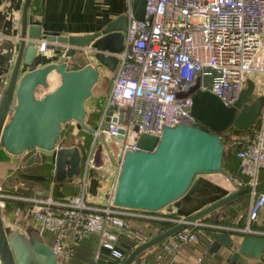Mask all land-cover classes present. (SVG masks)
<instances>
[{
  "label": "built area",
  "instance_id": "obj_1",
  "mask_svg": "<svg viewBox=\"0 0 264 264\" xmlns=\"http://www.w3.org/2000/svg\"><path fill=\"white\" fill-rule=\"evenodd\" d=\"M125 15L122 46L112 53L116 56L113 74L79 167L78 193L56 197L37 189L18 194L5 190L0 182L2 225L26 229L31 222L57 264H70L73 247L91 236L96 251L103 249L110 258L122 260L124 250L118 242L120 229L127 228L126 216L148 217L134 212L142 209L116 205L113 190L102 202L86 199V169L97 141L108 152V143L120 141L113 155L119 170L123 153L139 148L136 140L141 133L158 137L163 126L198 121L190 112L195 91H209L223 105H230L247 74L264 75V0H145L141 19L133 16L132 0H127ZM35 46L37 53L44 52L46 40L40 37ZM83 50L91 59L93 49L85 46ZM218 136L234 147L237 170L245 178L233 179L235 189L253 187L264 172V108L249 131ZM248 195L246 220L235 230L264 236V229L257 226L264 216V191L251 189ZM161 219L175 223L185 218ZM185 225L159 241L156 257L166 255L165 264H173L185 245L196 243L202 227L234 229L200 218ZM202 258L199 252L191 264H201Z\"/></svg>",
  "mask_w": 264,
  "mask_h": 264
},
{
  "label": "water",
  "instance_id": "obj_2",
  "mask_svg": "<svg viewBox=\"0 0 264 264\" xmlns=\"http://www.w3.org/2000/svg\"><path fill=\"white\" fill-rule=\"evenodd\" d=\"M29 1L23 0L21 6L17 52L0 94V147L13 155L35 148V153L30 154L24 164L39 162L38 152L52 155L55 178L71 177L79 172L80 156L74 145H57L59 128L73 120L91 131L84 122V102L99 75L98 68L92 64L83 47L92 48V58L113 70L116 56L112 53L121 49L126 15L116 16L95 32L60 34L41 30L38 24L26 22ZM144 2L132 0L134 17L142 18ZM41 36L46 40V49L62 47V59L19 74L20 64H29L38 54L35 41ZM51 70L59 75L58 84L36 96L37 87H47L46 75ZM249 89L241 88L230 105H223L209 91H195L191 95L190 112L197 122L163 126L158 137L141 133L136 140L139 148L123 153L112 194L113 202L120 206L155 210L184 193L196 173L220 171L223 142L218 134L229 130L236 132L256 118L258 101L249 100ZM107 120L105 117L104 124ZM118 131L120 137L121 129ZM263 186L264 179L253 187L244 185L236 188L138 243L120 264H130L138 252L179 230L185 223L226 204L241 193ZM226 210L236 213V207L232 205ZM7 237L0 219V257L3 264H57L51 248L40 237L27 234ZM220 244L232 249L230 262L240 256L257 259L264 251L263 236L243 234L233 242L228 234L217 231L208 250L213 251Z\"/></svg>",
  "mask_w": 264,
  "mask_h": 264
},
{
  "label": "crops",
  "instance_id": "obj_3",
  "mask_svg": "<svg viewBox=\"0 0 264 264\" xmlns=\"http://www.w3.org/2000/svg\"><path fill=\"white\" fill-rule=\"evenodd\" d=\"M30 1L26 9V22L38 24L41 30L56 31L60 34H83L98 31L116 16L125 14L127 8V0ZM22 3L23 0H0V94L6 85L17 52L18 40L20 38V11ZM36 4L39 5V8L35 11ZM61 48L60 46V48L46 49L44 52L38 53L29 64H20L19 74L31 68L42 66L47 62L60 61L62 59ZM90 61L98 68L99 75L97 79L98 84L95 88L92 87L90 96L84 102L86 110L84 122L86 125L93 127L98 117L96 118L92 115L95 111H98L99 116L113 70H109L98 64L93 58ZM259 76L264 83V75L259 74ZM105 77H108L109 81L106 87L101 84L102 79ZM46 81V88H36V96H40L44 92L53 89L59 82V75L51 70L46 75ZM262 90V95L264 96V84ZM87 115L91 116L86 123ZM67 128H70L69 134L74 136L79 129L73 120L61 124L59 130H66ZM87 134V143H84V137L81 135L74 140V143L69 144L76 146L78 149L80 168L83 162L84 152L88 148L91 139L90 131H87ZM57 145L69 146L58 143ZM39 155L41 157L39 162L24 164L27 156L18 159L15 155L7 153L0 147V157L2 158L0 160V182L3 188L18 194H31L39 189L43 194H51L56 197L78 193L80 172L71 177L56 179L54 176L53 159L50 161L45 157L47 155L44 153ZM91 156L94 162L91 163L90 161L86 169L85 176L87 181L85 197L89 202H102L106 195L114 190L118 174V165L113 158L112 152L105 151L99 141L94 144ZM46 163L51 164L49 170H45L43 166ZM234 189V180L222 171L196 173L184 193L177 198L155 210L146 211L142 209L134 211L148 215V217L139 215L126 216L127 228L120 229L121 236L118 243L125 253L127 249L133 248L138 243L155 235L159 227L156 221L163 220L161 218H185ZM261 190L264 191V188ZM238 200L228 205L235 206L236 213L231 212L233 215L229 217L227 214H223L218 221L211 222L225 224L234 228L221 230L228 234L233 242H236L241 236L235 228L242 226L246 220L247 206L242 211ZM220 210L218 209V211ZM237 221H242V224H238ZM259 221L260 223L257 226L264 229V216ZM211 231L214 233L213 235L208 236L204 231V233L200 234L199 240L196 243L185 245L178 252L173 264H191L193 256L199 252L203 254L201 264H215L212 263L214 257H219L222 260L224 253H227L229 259L232 252L231 248L220 244L215 250H208V244L215 238V232L219 230L212 229ZM157 251L158 244H153L138 252L135 256L137 258L131 261L130 264H165L167 262V256L162 255L156 257ZM99 252L100 254H98ZM262 253L258 259H260ZM96 255L97 259L100 260L97 264H118L121 262V260L117 261L110 258L103 249H98ZM97 259L94 264H96Z\"/></svg>",
  "mask_w": 264,
  "mask_h": 264
},
{
  "label": "trees",
  "instance_id": "obj_4",
  "mask_svg": "<svg viewBox=\"0 0 264 264\" xmlns=\"http://www.w3.org/2000/svg\"><path fill=\"white\" fill-rule=\"evenodd\" d=\"M30 2L31 1H29V4H30ZM38 8H39V5L36 4L35 5V11L38 10ZM90 116L89 115L86 116V120H85L86 123L88 122ZM92 116H94V117L97 118L98 117V111H95ZM256 123H257V117L254 119V121L250 125H248L247 127H244V128H240L236 132H233V133L242 134L243 132H247V131H249V129L251 128V126L252 125H256ZM76 125L79 128L76 133L83 131L84 132L83 133L84 143H87V141H88L87 130L83 129L77 123H76ZM69 130H70V128H67L66 130H63V129H60L59 130V142H60V144L69 145V144H72V143L75 142V141L73 142L74 135L69 134ZM76 133H75V135H76ZM224 134L227 136V132H224ZM222 142H223V153H222V159H221V164H220V171H222L223 173H225L231 179H236V178H240V177H242L243 179H245L242 175L239 174V172L237 170V158H236V156L234 154V147H230L228 145H225L223 140H222ZM45 157H47L50 161L53 159L52 158V155H47ZM1 159L2 158L0 157V160ZM50 165H51L50 163H46L43 166H44L45 170H49ZM259 179H261V180L264 179V172H261L260 173ZM242 186H244V185H242ZM261 189H263V188H260L258 190H261ZM243 196H248V193L247 192H244V193H241V194L235 196L232 200H230L226 204H224V205L216 208V210H218V209L223 210L221 215L227 214L228 217L229 216H232L233 214L230 211H227L226 210V207L229 204H232L234 201H236L238 199H241ZM214 210L215 209L209 211L206 214L201 215L199 218L201 220H203V221H208V222L218 221V218L209 217V215H211L214 212ZM226 221H227V219H226ZM156 222L159 225V227H158V230H157V232L155 234L159 233L160 231H162L165 228H167V227L171 226L172 224H174V222H172V221H165V220L156 221ZM237 223L238 224H242V221H239V222L237 221ZM185 226H183V227H185ZM202 230H203V233L205 231L206 234H209V235H213L214 234V233H212V231L210 232V230H212V229H210L208 227H202ZM92 243H93V241H91L89 239V237H87V238L83 239L80 243H78L77 245H75L73 247V249H72V255H71L70 264H87V262L89 260V255L91 254V245H92ZM158 243H159V241L156 242L155 244H158ZM209 245H210V243L208 244V247H209ZM131 249L132 248L126 250V252L124 253V257L126 256V254ZM136 258L137 257H134L132 259V261H134ZM226 261H227L228 264H235L236 263L235 261L234 262H230L228 258L226 259Z\"/></svg>",
  "mask_w": 264,
  "mask_h": 264
},
{
  "label": "rangeland",
  "instance_id": "obj_5",
  "mask_svg": "<svg viewBox=\"0 0 264 264\" xmlns=\"http://www.w3.org/2000/svg\"><path fill=\"white\" fill-rule=\"evenodd\" d=\"M245 79H246V82L244 83L242 88H245V89L248 90L250 85L252 84V88L250 87V89H249V98H251V101L252 100H257L258 101V109H257L256 115H255L256 117H258L259 114H260V111L262 110L263 101H264V96L262 95V93H263L262 89H263V84L264 83L261 81L259 73L247 74ZM108 82H109L108 81V77H105L104 79H102V83L101 84L106 87ZM255 82H256V86H255ZM97 84H98V81H97V83H95L93 85V87L95 88V86ZM191 88H194V86H192ZM191 88H190V90H191ZM83 133H84L83 131L76 133V135L73 137V142H74V140H76V138H78L79 136L83 135ZM236 135H238V134L232 133L231 130L227 131V137L236 136ZM57 143L60 144L59 138H58ZM119 143H120L119 140H114V142L112 141V142L107 144V147H108L109 151L112 152L113 155L116 153V151L118 149V146H119ZM35 151H36L35 148H30V149H27L26 151H24L23 153H21L19 155H15V156L18 159L20 157L22 159L25 156L28 157L31 153H33ZM38 154H43V153L42 152H38ZM46 155H48V154H46ZM90 161H91V163L94 162V161H92V156L90 157ZM86 181H87V179H86ZM262 188H264V186ZM248 202H249V195L248 196H243L241 199L238 200V204H239V206H240L242 211H244V208L247 206ZM221 214H222V210L218 211V210L215 209L214 212L211 215H209V217H212V218L215 217V218L219 219L222 216ZM3 231H4L5 235L8 236L7 238H9L10 236H13V235L27 234V235L40 237L42 240L46 241L43 236L38 235L37 232L31 227V222L29 223V225L27 226L26 229L22 228L21 226H19L17 228H12L10 226H3ZM89 239L91 241H93V243L91 245V254L89 255V260H88L87 264H94L95 260L97 259L96 249H95V242H94V238L92 236L89 237ZM98 254H100V252ZM99 257H100V255H99ZM220 258H222V257H220ZM223 258L221 260V259H219V257H214V259L212 260V263H215V264H227V261H226V259L228 258L227 253L223 254ZM98 262H100V260L97 259L96 264ZM235 262H236L235 264H257V263L258 264H264V253H262L260 259H258V258L257 259H251V258H248V257L244 258V257L240 256V257H238L235 260ZM118 264H120V263H118Z\"/></svg>",
  "mask_w": 264,
  "mask_h": 264
},
{
  "label": "flooded vegetation",
  "instance_id": "obj_6",
  "mask_svg": "<svg viewBox=\"0 0 264 264\" xmlns=\"http://www.w3.org/2000/svg\"><path fill=\"white\" fill-rule=\"evenodd\" d=\"M249 100H251V98H249ZM232 133H233V131H232Z\"/></svg>",
  "mask_w": 264,
  "mask_h": 264
}]
</instances>
